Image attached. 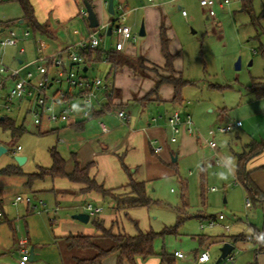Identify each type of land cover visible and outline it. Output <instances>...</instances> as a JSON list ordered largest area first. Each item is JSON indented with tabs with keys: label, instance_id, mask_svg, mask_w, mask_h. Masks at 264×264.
Segmentation results:
<instances>
[{
	"label": "rangeland",
	"instance_id": "374dc122",
	"mask_svg": "<svg viewBox=\"0 0 264 264\" xmlns=\"http://www.w3.org/2000/svg\"><path fill=\"white\" fill-rule=\"evenodd\" d=\"M78 1L81 2V0ZM126 1L114 0V4L115 6L118 3L126 4ZM143 1L146 2L147 0ZM214 1L216 2L214 8L215 22L207 20L206 10L201 6L200 0H180L178 4L167 3V5L158 8L163 22L167 24V37L170 40V49L172 48L170 51L175 54L174 66L178 68L182 79L189 82L182 90L183 104L177 110L182 113L183 119H185L184 112L190 115L192 136L195 141L194 147L182 155L178 162H171L167 166L170 174L147 181V195L152 201L151 205L147 208L134 210L130 212V219H123L125 231L129 234L136 233V224L142 232L152 231L156 233L158 236L155 239L154 248L159 254H173L178 247L183 246L181 239H184L183 241L186 243L184 252L187 253L188 251L189 254H192L189 246L192 241L190 236L200 233L210 239L220 240L226 237L229 240L240 234L253 235L256 231L264 232V204L246 208L247 193L235 178L237 154L242 153L244 146L250 143L252 139L262 141V135L264 138V119L251 120L250 117H247V112L252 109V103L256 100L252 84L254 81L261 82L264 80V0H247L246 2L244 0H229L230 4H225V0ZM223 3L224 6L221 7ZM245 4L248 8H245ZM178 7H181V10ZM103 10L104 12L99 16V19L102 24H105L113 16L110 15L107 7ZM183 11L186 12V16H183ZM4 13L0 7V17ZM88 23L87 19L85 21L76 20L75 24L68 26L69 32L76 28L79 33L85 34L88 31ZM141 26L142 22L139 21L135 30L140 32ZM26 28V25H19L16 29L23 31ZM92 32H94L93 29ZM58 34L61 42H66L69 38L64 31H60ZM97 36L102 42L101 46L105 49H111L116 44V34L108 36L107 31L103 30ZM44 40L49 42L43 38ZM144 40V37H138L135 47L139 55L131 57L129 65H135L134 69L138 70L136 77L147 80L152 79L151 75L148 76L147 74L154 72L148 68L145 69L141 64L144 63L140 51ZM20 47L8 48L5 51L4 64L7 67L11 66L10 61L13 60V57H20L18 53ZM29 52V56L22 58L29 59L31 50ZM148 54L151 56V61L158 62L163 59L161 49L156 45L152 46L151 50L148 49ZM239 59H241L242 66L241 69L237 70L235 65ZM150 66L151 64L148 63L147 67ZM94 69L90 68L86 73L87 76L106 78L110 66L106 63H99L95 65ZM32 70L35 69L32 68ZM154 71L156 70L154 69ZM120 72L121 70L118 73ZM138 83L139 88H141V83ZM10 84L8 89L12 86ZM8 89L4 91V94L8 92ZM128 90H132V88ZM173 106L172 104H162V106L154 104L148 109V113L159 118L157 112H162V118H168L174 112ZM126 110L127 112L132 111L135 116H139L143 109L136 105L131 108L126 107ZM7 117L13 119L17 127H23L24 132L13 136L10 130L0 125V147L3 146L8 151L0 156V171L9 166H17L15 158L18 156L26 157L27 161L23 166H17L24 174L23 176L0 177V187L8 196L6 198L14 197L16 194L38 195L40 199H44L48 208L53 210L57 204L56 196L46 190L54 189V186L60 190L69 189L70 183L67 180L56 182L52 178H45L35 181L33 192L32 190L31 192L25 190V186L22 184L28 182L29 175L39 174L52 168L51 152L53 149L66 160L67 171L70 166L75 168L72 155L78 153L79 148L77 146L68 148L67 144L76 137L73 132H70L73 136L65 133L60 135L41 133L34 124L32 115L27 114L24 108L19 111L16 105L12 112L7 114ZM238 119L244 122V127L228 134L214 135V131L221 124H231ZM60 139H64L65 143H62ZM208 142H214L217 146L216 150L212 149ZM178 144L176 145L178 146ZM18 146L22 148L21 152L17 151ZM154 158L158 159L156 156ZM117 164L120 165V169H123L121 162ZM125 164L129 166L126 162ZM110 166L106 165L104 172H102L103 168L100 167L102 173H98L96 181L109 189H117L123 184H127V180L123 183L112 179L110 174L113 167ZM138 166L142 167V164H138ZM136 168L130 167L132 172ZM140 172L141 168L138 173H134L136 178L140 177ZM213 188L217 191L213 192ZM41 189L42 192L36 193ZM89 202L95 207L100 204V202L84 200L59 201L60 210L50 214L52 219L55 216L56 222L51 224L48 218H45L46 215L39 214L37 219L42 222H39L40 228L37 230H40V234H42L41 230L43 232L45 230L47 233H52L53 236V233L63 226L68 230L73 227L71 225L93 228L94 218L88 225L72 218L74 211H76L74 208L79 207L82 211ZM109 204L110 200H102L101 205L105 208L104 214H110ZM11 209L14 210L15 208ZM184 214L189 215L190 218L184 220L177 228V234H163L165 229L176 227L178 216ZM198 215H204V217L199 218ZM221 215L225 218L222 221L219 220ZM19 216L20 219L24 218L22 215ZM214 218L217 221L214 226H211L210 223ZM63 220L66 221L65 225ZM21 222L22 224L17 223L19 226L15 228L16 234L19 233L18 236L15 234L16 240L9 227H6L8 230L6 229L5 234L2 233L6 242L5 251L0 252V264H13V261L18 260L20 256L18 240L27 239L25 222L24 220ZM201 222L205 226L204 230L200 228ZM228 225L231 228L230 232L225 229ZM14 240L16 244L13 242ZM109 245L110 242H107L104 247ZM207 246L212 253L216 250L218 252L222 248L216 243L213 245L212 241ZM257 247L258 244L254 245L251 242L241 243L235 249L233 256L237 262L248 260L249 257L252 264L255 262L262 264L261 254L256 256ZM94 254L93 252L82 253L76 250L69 253L63 242L60 240L55 242L52 238V243L51 240L47 239L44 244L41 261L37 259L34 263L73 264L75 261L71 259L72 256L82 259L94 256ZM248 261H245V264H248Z\"/></svg>",
	"mask_w": 264,
	"mask_h": 264
},
{
	"label": "crops",
	"instance_id": "0c3cea01",
	"mask_svg": "<svg viewBox=\"0 0 264 264\" xmlns=\"http://www.w3.org/2000/svg\"><path fill=\"white\" fill-rule=\"evenodd\" d=\"M89 1L95 13L98 16V20L100 23L99 26L108 25L111 22H113L116 17V13H117L116 11H117L118 5L122 4V3H118L116 6L114 4L115 14L114 15L110 14L111 16H113L111 20L108 23L102 24L100 22L99 16L103 14L104 12L103 9H105V7L109 8L110 0H89ZM154 1L155 2L153 4V3H150L148 0L146 2L143 0H127L125 2L126 4H122V5L127 6L129 9H138L137 12H133L128 15L127 23L130 25H133L134 31L137 32L139 36H140V32L136 31L135 28L137 24L139 23V21L142 22V25L144 24L146 35L144 36L145 40L143 41L141 45V49H140L141 55H142L141 57L144 58V63H141V64L145 69L148 68L151 72H154V73L147 72L148 73L147 75L148 76L151 75L152 79L142 80V78L136 77L135 75L137 74L138 70L136 71L134 69L135 65H129L130 62L124 65L122 68H120L115 74H111V75H109L111 71V65L104 61L99 62V63H106L108 64V66H110L109 73L106 78H100L99 76L90 77V76H87L86 74L90 68H92V70H95L94 69L95 65L99 63L89 65V67L84 65L82 68V71L87 79L89 80L100 79V80H103L104 83L106 84L107 83L111 84L110 91H111V95H114V98H113L114 108L109 112H106L104 114H99L101 111L104 110V106L108 103V98L106 95L107 92L105 93L102 92L98 95L99 104H94L90 108V116L89 118L86 119L84 118V112L86 110L85 103L83 99L79 98L81 94H79L78 91H75L67 87L65 83L62 86L53 85L52 89L49 91L48 94L54 96L60 90L61 91L63 90L66 92L68 99H72L70 106L75 110V118L77 120L76 122L77 124L76 126H74L75 124L65 125L62 122L54 123V124H48L45 122L41 126L36 125L39 131L44 134L54 133V134L60 135L61 133L62 134L65 133V134L70 135L71 134L70 132H73L76 138L69 141L67 144V147L72 148L73 146H77L79 148V152L72 155L74 162H78L81 169L89 167V175L92 179H95V180H96L98 173H102L106 170V165H109V166L112 165L110 166V167H113V171H111V174H110L112 179L117 180L118 182L122 181L123 183L127 180V184H123L119 188L127 186L130 181V178H132L136 182H143L146 185L147 181L149 180L159 179L161 177H164V175L170 174L169 170L167 169V166L170 165L171 162L172 163L178 162L179 159L182 157V155H184L185 153H188V151L192 149V147H194V142H195L193 139L194 137L192 136L193 133H188L186 126L182 127V133L178 136L179 139H177V142L173 143L171 141V138L173 137V133L168 125V119L170 116H172V114H174L177 111L180 113L181 118H182V113L177 109L183 104V103L182 104L172 103L174 96H175L174 87L169 84H163L157 92H153L156 88V85L160 81L161 77L169 76V73L166 70L167 60L164 57L163 53H162L163 59L158 62L154 60H152L153 61L152 62L150 59L151 56L150 54H148V49L151 50L152 46L154 47L155 45L156 47L161 49V52H162V44H161L162 25L166 29V34L168 33L167 24L163 22L158 8H161L162 6L167 5V3L169 2L167 0H154ZM30 2L34 8L36 20L38 21L39 24L46 26L47 33H42L40 31L33 32L28 27V25L24 21V11L21 5L16 0H0V7L3 9V12H5L3 16L0 17V40L8 36L10 31H15L19 35L18 43L15 46L8 47V48H17V47H20L21 45L22 47H20V50L18 52L20 54V57L18 58L13 57V60L10 61L11 66L9 68L19 69L27 64H30L29 67L23 70V74L25 75L28 71H31L35 75H37L36 67L35 65H31V63L34 61V59L38 55L55 54L65 49V47H67L68 45L76 44L82 41L83 39H85L89 34H91L92 28H90V22L88 20V15L86 17L82 15V12L86 11L84 0H81V2L78 0H30ZM229 4H230V1H229ZM215 5H216V2H215ZM223 6H224V3L221 4V7ZM178 9L181 10V7H178ZM12 12H14V14L11 15ZM86 19L89 23L87 27L88 31L85 34L79 33V30H77L76 28H73L72 29L73 31L71 30V32H69L70 29L68 28V26L72 25L73 23L75 24L76 20L85 21ZM19 25H26L27 28L23 31H20L16 29L18 28ZM97 28H94L93 31ZM110 29L107 30L108 36H112L113 34H115L114 31L111 29V34L109 35ZM60 31L66 32L67 37H69L67 38L66 42L60 41L59 34H58ZM25 32L30 33V37L28 39L24 37ZM43 38L47 39L49 42H46L45 40L43 41ZM117 40H118V37H117ZM137 40L127 42L125 50L121 52L119 51V54L125 56L126 59H130L131 57L138 56L139 54L135 47ZM101 45H102V42H101ZM101 45L100 47L105 52L114 51L116 49V44L111 49H105ZM30 50H31V56L29 57V59L28 58L27 60L23 59L22 58L23 56L30 55V52H29ZM172 52L176 53L175 51H172ZM172 55L175 56V54H172ZM4 57L5 55L3 56V59ZM64 60L67 62V69L72 68L70 67V64H69L70 61L67 55H64ZM174 62H175V59H174ZM148 63L151 64L150 67H147ZM127 65H129L130 67ZM250 65L252 64L250 63ZM32 68H34L35 70L33 71ZM85 68L88 69L86 72L84 71ZM154 69L157 72L154 71ZM174 69L177 72V76L181 75L176 66H174ZM120 70L121 72L118 73ZM50 73L52 76H55L56 74L55 70L53 69L50 71ZM138 82L141 83V88H139ZM9 83H11L10 86L12 85L10 88L13 87L14 81L11 79H8L6 81V89H4L3 92H1V96H0V114L2 115L1 120L4 121L6 118H8L7 114L12 112L15 105L18 106L19 111L22 108H24L26 113L31 114L33 117V111L36 110V105H35L34 99L30 97H26V98L19 99V100L15 99L14 101L10 103L11 109L9 111L6 110L5 105L7 104V101L4 98L5 96L4 91L8 89ZM129 88H132V90L127 91V89ZM154 104L155 105L160 104L161 106L162 104H172L174 105L173 106L174 112L170 114L168 118H162L161 116L162 112H157V115H159V118H156V116H153L154 114L148 113V109L154 106ZM73 105H76V107L74 108ZM136 105H139L143 109L140 112L139 116L138 115L135 116L133 115L132 111L127 112L126 110V107L131 108L132 106H136ZM252 105H253L252 109L249 112H247V117H250L251 120H255L257 118L264 119V98L262 99L256 98L255 102H253ZM65 106L66 105H62V104L56 105V112L60 113L62 110L66 108ZM119 110H124L126 114L128 115V119L126 121L122 122L117 117L116 113ZM184 115H185V119L182 118L183 122L186 121L187 116H190L186 112H184ZM8 119H11V118H8ZM33 120H34V117H33ZM238 122L242 123L241 127L236 126ZM102 125H106L110 129V132L107 135L103 134ZM244 125H245L244 122L238 119L237 121L232 122L231 124L230 123L221 124L219 127L231 126L233 127V129L230 132H228V133H231L233 131L239 130L240 128L244 127ZM228 133H224V134H228ZM262 137L263 135L261 136V139L263 140L264 138ZM100 140L103 142L101 143ZM252 140L260 141L259 139H255V138ZM60 141L62 143H65L64 139H60ZM176 144H178V146ZM155 145H160L162 147L161 152L159 153L155 152V149H154ZM18 147H17V151H19ZM21 151H22V148L20 152ZM154 156L158 157V159L157 158L155 159ZM119 160L123 166V169L122 168L120 169V165L117 164V163H120L118 162ZM125 162L131 168L137 167L134 170V172L131 171L130 167L127 166ZM138 164H142V167L138 166ZM100 167L103 168L102 172H100ZM140 168H141V172L139 173L140 177L136 178L134 173H138ZM73 170H74V166H70L68 173L73 172ZM247 170L248 172L251 173V178L256 183V185L262 191H264V152H262L260 155L250 160V162L247 165ZM0 177L1 178H6V177L11 178V177H16V176L10 177V176L0 175ZM235 178H236V172H235ZM61 180H67V179L65 178L53 179V181H56V182L61 181ZM67 181L70 183L69 189L60 190V189H56L54 186V189L51 188V189L46 190L47 192H50L51 194L53 193L56 196L57 204L53 210L49 209L44 199H40L38 195L37 196H31V195L25 196V197L32 198L33 204L37 208L36 210H32L30 205L26 203H22L18 206H14L12 204V200L14 199V197L18 195H22V194H16L14 197L6 198L7 195L4 193L3 188L0 187V211L3 213V219L0 221V252L5 251V242H6L5 237L2 236V233L5 234L6 229L8 230V228L6 227H9L11 231H13L14 239L17 238L19 233L17 232L16 234L15 228L19 226L17 225V223L19 224L20 222V224H22L21 220L22 221L24 220L25 222L27 239L18 240L19 246L22 241H25L26 247L29 249L30 253L31 251L34 252L33 259H31L30 257V261L27 264H37V263H34L35 260L37 259L41 261L42 252L44 250V244L47 242V239H49V241L51 240V243H52V238L56 242V240L58 241L61 238L71 235V234L72 235H85V236H98L100 233L96 231L95 227L89 229V228H82L79 225H71L73 227L70 228L69 230L65 229L63 226L62 228H59L58 231H55L53 233V236H52V233H47L45 230L44 232L41 230L42 234H40V230H37V229L40 228L39 222L41 220L37 219L39 218L37 216L39 214L46 215L47 217L45 218H48V221L51 224L55 223L56 222L55 216H54V219H52L53 217L50 216V214L51 212L57 213L61 208L58 202L64 201V200H67V201H83L84 200V201L100 202V204L96 208L100 207L103 209V211L101 213L96 214L95 216H90V221L92 218H99L104 222V225L106 228L108 229L113 228L114 231H120V232L122 231L123 233L128 234V235H136L138 230H140L136 224V227H137L136 233L134 234L127 233L124 228L123 219H130V212L137 210V209H141V208H130V209H125V210H117L116 203L111 198H104L100 194L95 193V192H90V193L84 192L85 186L74 184L70 182L69 180ZM22 185L25 186V190H29L31 192V189L26 187L25 182H23ZM103 186L105 189L115 190V189L106 188L105 185ZM33 189H32V192H33ZM213 189H212L213 192L217 191V190L214 191ZM146 190H147V187H146ZM42 191L43 190L41 189V190L36 191V193H40ZM105 199L110 200V204H109L110 214L108 213L104 214L105 208L103 207V205H101V202L102 200L105 201ZM40 202H44L46 204V207L45 208L41 207ZM89 204H92V203L91 202L87 203V205ZM87 205L84 207V210L82 211H80L79 207L74 208L76 210L74 211V215L78 213L88 214L87 209H86ZM11 208H15V209L13 210ZM19 215H22L24 218L20 219ZM184 215H187V214H184ZM187 216L190 218L189 215ZM198 217L203 218L204 215H198ZM216 221L217 219L214 218L212 222L210 223V225L213 222L215 225ZM63 223L65 225L66 221L63 220ZM88 224H85V225H88ZM42 226H45V225H42ZM226 227H229L228 232H230L231 231L230 226L228 225ZM200 228L201 230L205 229V226L202 224V222L200 224ZM256 232L253 235L240 234L238 236L252 237L256 235ZM15 234L17 236H15ZM32 237H33V241H32ZM234 237H237V236H234ZM190 238H191L190 240L192 241L189 243L190 244L189 246L191 247L190 251L193 252L192 254H189L188 251L187 253L184 252L186 243H184L183 241L184 239H181V245L183 246L181 248L178 247V249L173 254H167L169 256L167 260L164 261L161 256L162 254H159L155 251L156 253L155 256L147 260L138 259L137 264H218L217 263L218 259L221 256V251H220L221 248L218 252L216 250V252L214 251L212 253L211 250L207 246L208 243H210L211 241L213 245H215L216 243L220 247H223L225 243H231L235 246V249L237 248L239 244L244 243V242H251L254 245H257L255 242L249 241V240L235 243L233 240V237L232 239H229V240L226 237L220 240L210 239L206 235H201V233L197 235H192L190 236ZM15 240L13 242H15ZM206 251L210 253V260L206 263H199L198 259L200 255ZM234 251L231 254H233ZM176 252H183L185 257L184 258L176 257L175 255ZM258 254H261L260 256L261 263L264 264V253L263 254L260 253L259 245L256 248V256ZM118 256H119L118 253H114L108 256L107 258H105L102 264H117ZM21 257L22 255H21V249H20V256L18 260L13 261V264H20ZM247 259L249 260V257ZM248 260H244V261L242 260V262H237V260L234 257V264H245L246 263L245 261H248ZM247 263L252 264L251 260H249Z\"/></svg>",
	"mask_w": 264,
	"mask_h": 264
},
{
	"label": "trees",
	"instance_id": "16d2710c",
	"mask_svg": "<svg viewBox=\"0 0 264 264\" xmlns=\"http://www.w3.org/2000/svg\"><path fill=\"white\" fill-rule=\"evenodd\" d=\"M24 11V21L33 32L47 33L46 26L38 23L35 17L34 8L30 0H16ZM89 3L90 1L87 0ZM245 2L247 0H244ZM243 1V2H244ZM91 4V3H90ZM245 8L250 7L248 3L244 5ZM247 6V7H246ZM161 44L162 53L167 60L166 70L169 73L168 77H161L160 81L156 85L153 92H157L163 84L172 85L175 89V96L172 103L182 104V90L184 86L188 85L182 79L181 75L177 76V72L174 69L175 56L170 53V40L167 37L166 29L162 25L161 28ZM85 66L96 64L99 62H107L111 65V71L109 75L115 74L120 68L129 63V59L119 54L116 49L114 51L105 52L101 47L94 50H88L85 54ZM253 91L256 94V98H264V80L261 82H253ZM108 103L104 106V110L99 114H104L111 111L114 108L113 98L114 95L106 93ZM77 124V123H76ZM76 124L74 126H76ZM0 125L5 129L12 132L13 136H17L24 132L23 127H17L15 122L6 118L4 121L0 120ZM264 152V140L256 141L252 140L246 144L243 148V152L237 154V166H236V181L242 185L251 200L252 205L264 204V191H262L251 178V173L247 170V165L250 160ZM53 166L39 174L29 175L26 187L33 189L35 181L43 180L45 178H65L74 184L85 186L84 192H95L100 194L104 198H111L116 203L117 210H125L130 208H147L151 205L152 201L147 195L146 185L143 182H136L132 178L127 186L121 187L115 190L105 189L103 185L97 183L95 179H92L89 175V167L81 169L78 162H75V168L73 172L68 173L66 170V160L60 156V154L53 149L52 152ZM18 166V165H17ZM17 166H9L6 169L0 171L1 176H23L24 174ZM122 191V192H120ZM120 192V194H118ZM189 217L187 215L178 216V224L176 227L167 228L163 234H174L177 228L182 222ZM93 226L96 231L100 233L98 236H85V235H68L60 239L64 245L67 246V251H81L82 253H95L94 256L87 258H78L72 256L71 259L75 262L73 264H102L103 260L108 256L118 253L117 264H137L138 259L147 260L156 255L154 249V242L157 238V234L154 232H142L138 230L136 235H128L122 231H114L113 228H106L104 222L98 218H94ZM235 243L245 240L253 241L260 246V253H264V232H256V235L252 237L237 236L233 237ZM110 242V245L104 247V244ZM73 254V253H72ZM163 260H167L169 256L167 254L161 255ZM254 264H258L255 262Z\"/></svg>",
	"mask_w": 264,
	"mask_h": 264
},
{
	"label": "built area",
	"instance_id": "2783aa9c",
	"mask_svg": "<svg viewBox=\"0 0 264 264\" xmlns=\"http://www.w3.org/2000/svg\"><path fill=\"white\" fill-rule=\"evenodd\" d=\"M150 3L154 4V0H148ZM169 3H178L179 0H167ZM229 4V0L225 1ZM201 6L206 10L207 19L214 21L216 20L215 13V1L214 0H200ZM138 9H129L125 5H118L115 20L108 25L99 26L91 34H89L82 41L68 45L65 49L51 55H38L31 65L36 66L37 75L33 72L28 71L25 75L23 70L30 66L27 64L19 69H12L4 64L3 56L5 55V50L8 47L15 46L18 43L19 35L15 31H10L8 36L0 40V96L1 92L6 89V81L11 79L14 81L12 88L8 90L4 98L7 101L5 105L6 110H10V103L15 99H23L26 97L33 98L36 105V110L33 111V117L35 125L41 126L43 123L54 124L62 122L65 125H74L77 120L75 118V110L70 106L72 99H68L65 91H58L54 96L49 95V91L52 89L53 85L62 86L64 83L70 89L78 91L81 96L80 99L84 100L85 112L84 118H89L90 108L94 104H99L98 95L100 93H105L110 91L111 84L104 83L103 80L94 79L89 80L83 74L82 68L86 62L84 54L88 50L98 49L101 45V40L98 38L97 34L101 31H107L111 28L117 35L118 40L116 42V50L124 51L126 48V43L129 41H136L138 38V33L134 31L133 25L127 23L128 15L137 12ZM82 15L86 17L87 11H83ZM183 16H186V12L183 11ZM220 26L219 24H217ZM24 37L28 39L30 37L29 32L24 33ZM64 55H67L70 61V69H67V62L64 60ZM55 70V76H52L50 71ZM38 76V78H37ZM66 105L65 109L60 113L56 112V105ZM120 121L124 122L128 119V115L124 110H119L116 113ZM2 115L0 114V120ZM156 121V120H155ZM168 125L173 133L171 141L173 143L177 142L178 136L182 133V127H187L188 133H193L191 117L187 116L186 121L183 122L180 113L177 111L168 119ZM237 127H241L242 123L238 122ZM233 129L231 126H221L215 130L214 134H224L228 133ZM102 132L107 135L110 129L106 125H102ZM156 144V143H154ZM209 146L216 150L217 146L214 142H208ZM155 152L159 153L162 150L160 145H155ZM21 150V147H18ZM214 191L216 189H213ZM246 208H251V200L249 197L246 198ZM22 203L30 205L32 210L37 208L33 204V200L30 197H25L18 195L12 200L14 206H18ZM41 207H46L44 202H40ZM87 212L90 216H95L103 211L102 208H96L92 204L87 205ZM3 219V213L0 211V221ZM220 220L224 219V216L219 217ZM214 225V222L211 226ZM203 228V227H202ZM229 231V227H226ZM21 249V261L20 264H27L30 261V251L26 247V242L22 241L20 243ZM176 257L184 258L183 252H176ZM210 260V253L208 251L202 253L198 259L199 263H206ZM224 264H234V256L231 254L226 259L223 260Z\"/></svg>",
	"mask_w": 264,
	"mask_h": 264
},
{
	"label": "water",
	"instance_id": "95a60500",
	"mask_svg": "<svg viewBox=\"0 0 264 264\" xmlns=\"http://www.w3.org/2000/svg\"><path fill=\"white\" fill-rule=\"evenodd\" d=\"M84 5H85V8H86V11H87V14H88V20L90 22V28L94 29V28H97L100 23H99V20H98V16L97 14L95 13L92 5L87 1V0H84ZM108 12L112 15L115 14V8H114V0H110L109 1V8H108ZM111 34V29L109 30V35ZM146 35V32H145V27H144V24L141 26V29H140V36L141 37H144ZM252 64V63H251ZM236 69L239 70L241 69V66H242V63H241V59H239L236 63ZM88 69L85 68L84 71L86 72ZM7 149L4 148L3 146L0 147V156H2L3 154L7 153ZM16 160V163L18 166H23L26 161H27V158L26 157H22V156H18L15 158ZM72 218L78 222H81L83 224H88L89 221H90V215L87 214V213H78V214H75L72 216ZM235 250V246L231 243H225L223 245V247L221 248V256L220 258L218 259V264H221L223 262L224 259H226L233 251ZM33 256H34V252L31 251L30 253V257L31 259H33Z\"/></svg>",
	"mask_w": 264,
	"mask_h": 264
},
{
	"label": "clouds",
	"instance_id": "9594fccd",
	"mask_svg": "<svg viewBox=\"0 0 264 264\" xmlns=\"http://www.w3.org/2000/svg\"><path fill=\"white\" fill-rule=\"evenodd\" d=\"M73 107L75 108V107H76V105H73Z\"/></svg>",
	"mask_w": 264,
	"mask_h": 264
}]
</instances>
